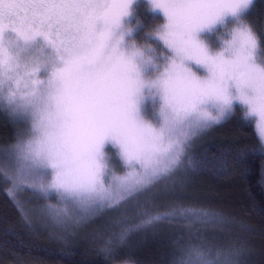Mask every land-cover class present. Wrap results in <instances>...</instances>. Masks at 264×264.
<instances>
[{"label": "snow or ice", "instance_id": "snow-or-ice-1", "mask_svg": "<svg viewBox=\"0 0 264 264\" xmlns=\"http://www.w3.org/2000/svg\"><path fill=\"white\" fill-rule=\"evenodd\" d=\"M135 2L0 0V68L6 70L0 92H6L9 117L28 118L31 124L18 132L14 146L23 154L27 175L41 190L87 199L93 216L94 204L123 200L125 215L139 211L131 227L163 218L149 203L174 200L166 215L183 211L156 185L179 165L183 138L219 125L234 105L256 118L258 139L264 142V65L257 62L256 36L238 33L241 46L228 58L209 54L197 39L225 18H238L252 0H149L167 19L159 38L179 58L149 75L136 57L144 65L151 58L122 48L121 29ZM173 32L180 33L179 43L170 39ZM33 49H46L48 58L37 61ZM185 62L201 66L207 75H197ZM22 82L27 91L20 94ZM146 100L155 106V121L142 113ZM109 146L135 175L111 192L104 182ZM101 191L106 194L97 199ZM209 248L199 238H186L174 249V264H206L200 256ZM220 251L227 264H240V250Z\"/></svg>", "mask_w": 264, "mask_h": 264}, {"label": "trees", "instance_id": "trees-1", "mask_svg": "<svg viewBox=\"0 0 264 264\" xmlns=\"http://www.w3.org/2000/svg\"><path fill=\"white\" fill-rule=\"evenodd\" d=\"M142 5L136 3L131 9V22H139L131 26L140 28V33L135 31L134 35H139L134 40L142 37L136 41L140 47L148 41L145 37H150L147 31L164 23L161 13L154 14ZM246 20L259 36V46L263 47L259 53L264 58V0H254L246 11ZM209 131L211 139L192 156L194 159L181 179L189 187L175 182L159 191L171 194L185 207L179 214L187 211L191 217L169 227L161 225L159 233L146 236L130 249L119 250L120 242L113 237L98 242L96 232L71 238V233L58 237L40 224L42 232L30 228L25 224L28 215L21 212L7 192L8 175L0 172L4 179H0V264H174V249L189 238L187 227L194 230L190 238H199L210 246L200 256L206 264H227V257L220 250L228 246L243 253L240 264H264V149L254 122L237 107ZM10 136L3 147L14 142ZM173 202L159 200L148 207L156 214L170 210ZM189 220L199 224L191 226ZM211 246L216 251H211Z\"/></svg>", "mask_w": 264, "mask_h": 264}, {"label": "rangeland", "instance_id": "rangeland-1", "mask_svg": "<svg viewBox=\"0 0 264 264\" xmlns=\"http://www.w3.org/2000/svg\"><path fill=\"white\" fill-rule=\"evenodd\" d=\"M144 1L146 4L151 6L149 0ZM154 11L163 15L160 10ZM162 15H160V17L165 22V17L164 15ZM242 19L247 24L246 12L243 14ZM233 22L234 21L231 19L228 20L229 28H231V24ZM131 24H133L135 27L137 24H139V22H137V20H134L133 22H131ZM161 26L164 27L165 25L162 23V25L157 26L156 29L154 28L152 31H147L150 30L147 27L146 34H148L149 32L150 37L147 35L148 38L146 39L145 37L144 40L148 41L141 45V48L144 49L145 53L149 57L155 58L156 60H159L161 53L168 54L167 49L164 47L165 44L163 45L159 40L153 38V35L159 37L158 34L166 30L164 28V31L161 32ZM136 32L140 33V28H136ZM222 32L223 29L217 26L211 32H202L200 34V38L205 40L211 49L216 50L220 47L219 37ZM253 34L255 35L254 32ZM136 36L139 35L136 34ZM135 37H133V39ZM256 37L259 38L258 35ZM141 39L142 37L136 39L135 41ZM170 39L179 43L182 37L179 32H173L170 35ZM165 46L168 47L167 45ZM261 48L263 47L258 46L256 57L257 62L261 65H264V58L259 53L261 51ZM31 55L39 62H43L48 58V52L46 49L44 51L33 49ZM262 55H264V53H262ZM192 67L197 73L201 75L203 74L202 69L198 68L195 65H192ZM5 76L6 70L0 68V77ZM19 91L20 94H23L25 91H27V89H25L24 87L23 82L20 85ZM5 95L6 92H0V172L3 175H8L10 183L7 192L13 202L17 204V207L21 210V212L28 215V221H26L25 224H28L30 228L33 227L34 229L42 232L41 228L38 225L40 224V226L45 228V230L47 229V231L52 232L58 237L67 236V233H71V235L69 236L71 238H77V235H81L87 232H96L98 234V242L103 243L108 238L113 237L118 239L120 242L119 250H123L125 247L130 249L137 243L141 244L146 236H151L154 234V232L159 233L162 230L161 225L169 227V225L174 222H179V220H186L191 217V215L187 211L181 212L180 214L179 212H173L171 216H168L166 215V212L169 210H163L154 214H163V218L161 220H155L151 224L143 223L141 221L138 226L131 227V225H137V222L139 221V211H137L136 213L130 212L125 215L120 210V205L124 203L123 200L110 205L107 204L106 201H102L103 204L107 205L104 207L101 206V203L94 204L93 207L96 209V215L93 216L89 211V202L87 201V199L81 201L79 198L68 196L67 194L58 192L54 189L41 190L37 184L32 182V177L27 175L26 161L23 157V154L15 150L14 148L17 143L18 132L23 128H30V121L28 118H25L23 120H13L9 117L8 108L4 99ZM233 107L234 109L237 107L243 109L245 115L249 117L247 115L246 109H244L242 106L236 104ZM142 111L143 114L149 119L153 121L157 119V116L155 114V106L152 103H146L143 106ZM231 113L232 112H228L224 120L227 119ZM249 118L253 120L256 135L258 136L259 130L256 127V118ZM215 126L217 125H212L209 129H212ZM209 129L201 131L195 137L183 138L185 147L184 151L181 154V161L179 165L172 169V171L166 176L163 182L156 185V190L158 192L162 190V187H170L175 185L176 183H181V185L185 186L186 188L189 187L190 184L187 181L183 182V180L181 179H183L182 177L187 171L191 159H194L192 158V156L200 152L206 145L208 139H211L212 134ZM9 132H12L13 134L10 136ZM9 136L14 139V142L8 145V147H3V143L8 141L7 138ZM260 143L264 149V142L260 141ZM107 151L108 167L105 170L104 182L105 187L109 192H111L121 183L133 182L135 180V175L133 174V170H130L126 165L123 164L122 160L119 158L114 149L109 146L107 148ZM44 177L46 178L47 182H50L51 176L49 172H44ZM105 194L106 193L101 191L97 194V199ZM184 208L185 207H183V211ZM111 217L114 218L111 219ZM189 222H192V220H189ZM178 224H180V222ZM198 224L199 222L197 220H194L191 223V226ZM70 226L74 227L72 228L73 230L70 229ZM188 230L190 232L187 234L190 238L191 230H194L190 227H187V231ZM90 246H92V244Z\"/></svg>", "mask_w": 264, "mask_h": 264}, {"label": "clouds", "instance_id": "clouds-1", "mask_svg": "<svg viewBox=\"0 0 264 264\" xmlns=\"http://www.w3.org/2000/svg\"><path fill=\"white\" fill-rule=\"evenodd\" d=\"M254 2V0H252V3ZM251 3V4H252ZM250 4V5H251ZM249 5V6H250ZM248 9V8H247ZM247 9H245L242 13L239 14V17H227L225 18L222 22H218L217 24H215L213 27H211L210 29H205L201 32H199L197 34V39L203 44V46L208 50L209 54L211 55H219L222 54L225 58H228L232 55L233 51L236 48H239L241 46L242 41L240 39L237 38V34L240 32H243L245 30H248L250 33L253 34V32L251 31V28L248 24H246L243 19L242 16L243 14L247 11ZM231 19L234 22L231 24V28H229L228 26V20ZM164 25L167 24V19L165 18V22L163 23ZM217 26L221 27L223 29L222 34L220 35L219 39H220V47L216 50H213L210 48V46L206 43L205 40L200 38V34L202 32L208 31L211 32L213 29H215ZM135 31L136 28L131 26V15L129 17H127L124 21V26L121 29V32L124 34V43L122 44V48L126 51V52H133L136 50H139L140 52L143 53L144 55V59L149 58V56L145 53L144 49L140 48L139 45L136 43V41L133 39L134 35H135ZM160 31H164V27L161 26ZM254 35V34H253ZM154 39L159 40L163 45L164 42L156 35H153ZM257 38L258 41V46H259V38ZM164 47L167 49L168 54L165 53H161L160 54V58L159 60H156L155 58H151L152 63L148 64V65H144L141 61L140 57H136V63L141 67V70L143 72L144 75H149L151 73L154 72H160L163 71V66L166 65L167 63H169L172 59H176L177 63H179V58L176 57L175 53L172 51V49L166 47L164 45ZM187 64L188 67H192V65L197 66L198 68L203 70V74H199L197 73V75L199 76H206L207 72L204 68H202L199 65H196L192 62H185ZM194 71V69H193ZM147 91V90H145ZM146 103H152L151 100H146L144 102V104L141 106V108L143 109V106ZM143 113V111H142Z\"/></svg>", "mask_w": 264, "mask_h": 264}, {"label": "flooded vegetation", "instance_id": "flooded-vegetation-1", "mask_svg": "<svg viewBox=\"0 0 264 264\" xmlns=\"http://www.w3.org/2000/svg\"><path fill=\"white\" fill-rule=\"evenodd\" d=\"M140 2V4L142 5V3H144L145 5H146V7L149 9V11H151L152 13H154V14H159V13H157V12H155L152 8H151V6H149L148 4H146L145 3V1L144 0H136V2L134 3V4H136V3H139ZM133 4V5H134ZM132 5V6H133ZM139 5V4H138ZM143 6V5H142ZM144 7V6H143ZM137 11H139V8H138V10ZM159 15H162V14H159ZM163 16V15H162ZM138 45H139V42H136ZM140 47V46H139ZM141 48V47H140Z\"/></svg>", "mask_w": 264, "mask_h": 264}]
</instances>
